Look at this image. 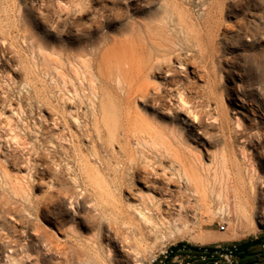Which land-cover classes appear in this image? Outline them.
<instances>
[{"label":"rangeland","instance_id":"374dc122","mask_svg":"<svg viewBox=\"0 0 264 264\" xmlns=\"http://www.w3.org/2000/svg\"><path fill=\"white\" fill-rule=\"evenodd\" d=\"M116 40L146 58L153 44H167L155 58L173 62L171 71L144 83L153 90L186 83L200 92L201 98L188 94L207 113L197 132L132 106L171 141L144 146L147 163L159 171L166 166L169 175L178 167L175 155L203 168L243 161L245 151L251 160L244 163L264 177V0H0V264H80L86 256L106 264H163L180 243L226 247L264 235V202L251 199L249 217L236 218L208 184L204 200L191 194L182 207L155 213L139 257H122L110 230L133 235L141 217L129 206L140 201L129 194L142 189L135 193L142 200L143 186L125 166L130 152L118 153L106 131L124 111L101 61ZM177 58L182 65L174 64ZM101 104L106 118L94 116ZM96 117L106 129L101 140ZM135 140L122 144L136 150ZM229 197L233 209L234 191ZM59 221L65 235L73 230L78 238L68 242L65 262L50 259L35 233L56 232L64 242Z\"/></svg>","mask_w":264,"mask_h":264},{"label":"bare ground","instance_id":"6f19581e","mask_svg":"<svg viewBox=\"0 0 264 264\" xmlns=\"http://www.w3.org/2000/svg\"><path fill=\"white\" fill-rule=\"evenodd\" d=\"M124 45L123 42L120 43L116 40L113 47L109 49L108 56L106 58L103 56L101 59L102 64L109 67L108 69H110L116 86L121 91L120 104L124 105V111H121L119 115L112 119V125L108 126L107 130L104 128V125H100L99 119L96 117L94 133L101 140L104 138L105 132L108 131L114 140L119 143V145H116L118 153H127V150L130 152L131 156L126 154L129 161L127 163L125 162V166L127 167L128 165L129 169L137 173L138 180L142 183V200L135 197V193L141 192L142 189L135 191V193L133 190H130L131 194H129L134 200L140 201L139 204L129 206L130 209L137 212L141 217L139 223L135 225V232L132 236H129L123 233L121 234L112 228L110 230L111 234L109 235L112 238L111 240L117 243L118 251L122 257L137 259L140 253L139 247L143 241L142 238L147 237V235L153 232L155 213H160L170 206L178 205L182 207L191 194L197 198L199 197L200 200H204L209 184L211 189L215 191L216 196L219 199L222 198L225 200V207L228 209L229 214L235 215L236 218L241 217L247 219L249 217V211L253 210L250 200L258 199L264 202V177L251 162L248 166L244 163L245 160H251L245 151L242 152L243 161L235 157L231 165H228L223 160L220 165L203 168H193L189 166L187 161L175 155L178 167L169 175L164 171L167 168L166 166L163 171H159L154 165L151 166L147 163V157L143 150L144 146L147 147L151 144H156L159 139H165L164 141L166 143H170L171 141L169 139L168 141L166 140V137L169 135L163 132V130L154 127L153 123L140 110H134L132 106L138 104L141 110L147 111L151 109L155 112L166 114L176 123L191 126L197 132H199L200 129L198 127L202 124L207 113L205 112L204 106L202 104L198 105L188 94L194 92L195 98H201L200 92L190 90L186 83H183L178 88L158 86L156 90H153V86L150 83H144L146 82L144 78H147L148 81V78H155L156 73L167 74L171 71L173 62H169L167 65V63L164 64L158 58H155V56L157 57L156 52L160 48H168L167 44H153L154 46L152 48L154 51L147 58L143 57L141 53L138 54L130 51V47L124 48ZM140 47L143 49V45ZM136 49L139 50L138 48ZM123 58L128 60L126 65L122 63ZM175 63L182 65V62L178 58L175 59ZM116 109L123 110L120 106L116 107ZM94 113V116H99V113H103V118H106L103 104L100 105L99 109L97 106ZM137 126H139L140 131L137 130ZM171 135L177 140L175 130L171 131ZM132 138L136 139V150L131 146L127 147L122 144L126 142L129 145ZM177 142L182 143L180 140H177ZM122 156H125V154ZM100 160L104 168L108 169V162L103 158ZM148 167H151L153 172L148 171ZM141 171H143V174H141ZM184 182L185 184H183ZM181 184L183 185L182 187ZM231 191H234L236 194L233 209L229 201ZM247 206H249V209H247ZM55 226L59 234L66 239L64 242H62L63 238L55 235L56 232H42L36 228L35 233L36 235H42L41 241L50 259H59L65 262L68 261V250L71 248L68 246V242L75 241L77 243L78 238L74 239L76 235L73 230L71 232L72 236L65 235V223L63 221L55 223ZM78 245L81 249H94L93 246L86 244L78 243ZM99 259L102 258L99 256ZM99 259L86 256L82 258L80 264H93V261L95 264H106L103 260ZM16 264H25V262L21 260L16 262ZM58 264H63V262L59 261Z\"/></svg>","mask_w":264,"mask_h":264},{"label":"water","instance_id":"95a60500","mask_svg":"<svg viewBox=\"0 0 264 264\" xmlns=\"http://www.w3.org/2000/svg\"><path fill=\"white\" fill-rule=\"evenodd\" d=\"M257 245H262L264 246V240L263 239H255V240H250L244 243H241L239 245H232V246H226V247H204V246H193L190 244L186 243H180L178 245L173 246L168 252L166 259L163 264H168L175 258L176 253L181 251H188V252H193V253H206L207 257H212L215 255H231L236 258H240L241 252H244L245 255H253L251 253H246V251L250 247H254Z\"/></svg>","mask_w":264,"mask_h":264},{"label":"built area","instance_id":"2783aa9c","mask_svg":"<svg viewBox=\"0 0 264 264\" xmlns=\"http://www.w3.org/2000/svg\"><path fill=\"white\" fill-rule=\"evenodd\" d=\"M222 228H225L224 225H222ZM218 256L219 258L215 259L213 262H209L208 259L210 257L204 255H194L190 253L189 254L184 253L183 255L175 256L176 260L174 264H238V258L236 257H233L231 255H223V256L218 255Z\"/></svg>","mask_w":264,"mask_h":264},{"label":"flooded vegetation","instance_id":"af4514ba","mask_svg":"<svg viewBox=\"0 0 264 264\" xmlns=\"http://www.w3.org/2000/svg\"><path fill=\"white\" fill-rule=\"evenodd\" d=\"M256 239H263L264 240V235H261V236L257 237ZM250 240H255V239L245 240V241H243L241 243H244V242H247V241H250ZM241 243H239V244H241ZM239 244H237V245H239ZM246 253H251L253 255L248 256V255H245L244 252H241L240 253L241 257L238 258V259L241 260V261H248L250 259L257 261V260H259L263 256L264 249H263V246L262 245H257V246H254V247H250L246 251Z\"/></svg>","mask_w":264,"mask_h":264},{"label":"trees","instance_id":"16d2710c","mask_svg":"<svg viewBox=\"0 0 264 264\" xmlns=\"http://www.w3.org/2000/svg\"><path fill=\"white\" fill-rule=\"evenodd\" d=\"M184 253H190V254H194V255H204V256H207V254L206 253H203V254H199V253H193V252H188V251H183V252H181V251H179V252H177L176 253V256L177 255H179V254H184ZM217 258H219V256L218 255H215V256H212V257H210L209 259H208V261L209 262H213L215 259H217ZM168 264H171V262H169ZM238 264H264V254H263V256L259 259V260H257V261H255V260H248V261H241V260H239L238 259Z\"/></svg>","mask_w":264,"mask_h":264}]
</instances>
